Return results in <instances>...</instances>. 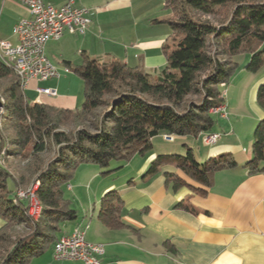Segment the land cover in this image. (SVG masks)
Listing matches in <instances>:
<instances>
[{
  "label": "trees",
  "instance_id": "1",
  "mask_svg": "<svg viewBox=\"0 0 264 264\" xmlns=\"http://www.w3.org/2000/svg\"><path fill=\"white\" fill-rule=\"evenodd\" d=\"M164 8L172 15L162 21L172 42L164 51L166 65L150 74L117 60L85 59L73 70L84 84L82 104L74 110L28 102L13 68L0 62V264H32L57 240L60 223L76 218L62 185L78 165L103 168L113 160L142 156L158 135L196 138L206 133L214 125L210 110L221 106V83L228 84L239 68L234 58L251 56L244 68L252 73L264 64V0H164ZM257 100L264 106V86ZM71 125L79 129L62 130ZM253 140L247 164L252 175L264 172V120ZM6 156L23 163L21 171L11 173ZM164 159L207 185L214 172L236 166L223 154L201 169L189 152L159 156L148 172ZM167 182L176 188L180 179L168 175ZM35 183L41 212L33 220L15 191ZM115 206L106 203L101 209L108 227L114 226ZM177 207L189 210L181 203Z\"/></svg>",
  "mask_w": 264,
  "mask_h": 264
},
{
  "label": "crops",
  "instance_id": "2",
  "mask_svg": "<svg viewBox=\"0 0 264 264\" xmlns=\"http://www.w3.org/2000/svg\"><path fill=\"white\" fill-rule=\"evenodd\" d=\"M68 1L46 0L55 7ZM73 1L91 10L87 31L84 35L64 33L45 46L46 57L50 60L49 54H53L56 62H50L57 70L62 72L66 67L70 73L59 79L31 81L23 92L28 102L57 109L79 108V93H66L64 89L75 80H58L70 75L85 59L117 60L150 74L166 65L164 51L171 46L170 30L162 21L172 15L166 14L164 0ZM28 16L20 2L0 0V41L16 45L13 28ZM246 65H239L225 87L223 103L228 119L217 118L222 122L215 125V130L206 132L219 134L218 141L210 146L203 144L209 159L228 154L235 167L214 172L211 185H207L191 180L170 159H164L148 172L156 159L151 155L130 179L118 185L107 183L97 190L98 195L90 187L98 178L94 172L86 188L77 183L67 186L71 192L83 189L85 204L78 210L72 205L75 197H69L76 218L60 223L57 239L70 235L76 228L83 230L86 242L103 246L101 264H264V172L252 175L247 167L252 160L254 130L264 120V106L257 100L258 91L264 86V64L255 73L246 70ZM36 88L53 89L57 95L42 96ZM203 135L195 139L202 141ZM158 138L159 135L152 141ZM184 149L187 154L190 152L187 145ZM168 175L180 179L176 188L167 182ZM102 203L116 205L111 215L115 219L113 227L102 220ZM179 203L189 210L177 207ZM3 225L0 217V228ZM52 246L50 260L37 264H78L54 261Z\"/></svg>",
  "mask_w": 264,
  "mask_h": 264
},
{
  "label": "built area",
  "instance_id": "3",
  "mask_svg": "<svg viewBox=\"0 0 264 264\" xmlns=\"http://www.w3.org/2000/svg\"><path fill=\"white\" fill-rule=\"evenodd\" d=\"M23 4L28 17L21 19L13 28L17 39L16 45L0 41V62L6 67L13 68L21 82L24 92L31 81H47L59 79L62 74H69L70 69L62 72L50 62L45 54V46L49 41L59 40L64 33L84 35L90 24L91 10L75 5L73 0L60 7H55L46 0H7ZM224 89V88H223ZM42 96L56 97L53 89L36 88ZM220 109L211 116L227 120L223 100L225 90L220 92ZM219 134L209 133L202 137L206 146L214 145ZM165 142H173V137L164 136ZM16 197L27 204L33 212L35 204L31 198V191L17 189ZM53 259L56 262H76L78 264H101L100 258L104 250L100 244H90L85 241L84 231L76 228L70 235L59 237L52 246Z\"/></svg>",
  "mask_w": 264,
  "mask_h": 264
},
{
  "label": "rangeland",
  "instance_id": "4",
  "mask_svg": "<svg viewBox=\"0 0 264 264\" xmlns=\"http://www.w3.org/2000/svg\"><path fill=\"white\" fill-rule=\"evenodd\" d=\"M167 12L168 13L166 14H168V16L171 15L169 11ZM170 45H172V42L170 43ZM52 55H53L52 53L49 54L50 60L52 62H56V59L54 60ZM249 59H251V56L249 55H240L234 58V62H236L240 66H243L250 62ZM69 77L73 78L75 82L65 85L64 89L66 93H72V92L77 93L78 92L80 96V101H81L80 103H82L83 97H84V84H83L82 79L76 73L72 71L70 75H65V77L63 76V78L58 80V82H62L64 78H69ZM221 84H224V87L220 86V91L225 90V87L227 84L225 83H221ZM30 93H31L30 91L27 92V95L29 96ZM225 96H226V91H225ZM215 106L216 105H214L213 107ZM3 115H4V111H1L0 112V122L3 121L2 119ZM212 118L214 121V125L210 128L209 131H212L213 128H214L213 130H215L216 129L215 125L218 124V122H222V121H218L217 117L212 116ZM76 129H79V127L74 126V125L62 128V130H65V131H73ZM203 134H209V133H203ZM163 140H164V135H159L158 139H154L152 141V148L149 151H147L142 156L134 155L128 161L113 160L109 163L108 166L103 167V168L96 164L78 165L73 170L71 180L67 184L64 183L62 185V191L65 193L64 198L70 202L71 200H69V197H75L74 204L72 205H74V207H77V209L79 210L81 205L83 207V205L85 204L84 190L81 188H76V189H73V191L71 192L70 190L69 191L67 190L68 185L73 186L75 183H77L80 186H84L86 188L90 184V182H88V178L91 177L94 172H97L98 178L92 181L90 187L92 188V190H96L95 195H98L97 190L102 188L103 185L107 183H111V182L118 185L119 183L126 181L127 179H130L131 175H133L139 169V165L141 164V162L144 161L145 159H148L151 155H154L155 158L159 156L165 157V158L169 156L185 157L187 155V152H185L186 150L184 149V145H187L190 148V153L192 154L194 161L199 165L201 169H203V167L206 165V163L209 160V157L207 154V147L203 145L200 138L195 139L193 137H178V138L176 137V138H173V142H165ZM4 161H5V166L8 168L9 171H11V173H16V172L21 171V166L23 165V163H18V160L16 158L6 156L4 158ZM150 168H152V165H150ZM148 170L149 168L147 169V171ZM9 188L13 190L11 183H9ZM27 188H21V189H27ZM75 191L78 192V195L72 196V194ZM102 199L104 198L102 197ZM102 199H100L98 203L101 204L100 201H102ZM98 211H99V204L95 206V213H94L95 219L97 217ZM88 219L89 217L87 218V221ZM66 224L68 223L66 222ZM17 231H21V228H18ZM50 250H51V247L50 249H48V251H46V254L43 257H40L39 259H34L32 261V264L43 263V262L49 261L50 260V257H49Z\"/></svg>",
  "mask_w": 264,
  "mask_h": 264
},
{
  "label": "bare ground",
  "instance_id": "5",
  "mask_svg": "<svg viewBox=\"0 0 264 264\" xmlns=\"http://www.w3.org/2000/svg\"><path fill=\"white\" fill-rule=\"evenodd\" d=\"M17 78H18V76H17ZM19 84H20V89H21V82H20V80H19ZM220 86L221 87H224V84H221ZM218 109H220V108L211 109L210 110V114H214L215 112H217ZM1 111H3V110L0 109V112ZM3 155H4V152L2 153V156ZM37 187H38V183H35V184H32L27 189H25V191H31V198L33 199L34 204H35V208L33 209V212L28 210V216L31 217L33 220L38 219V217L40 215V212H41V206H40V204H39V202H38V200H37V198L35 196V194H36L35 191H36ZM16 199L19 201V197H16Z\"/></svg>",
  "mask_w": 264,
  "mask_h": 264
},
{
  "label": "water",
  "instance_id": "6",
  "mask_svg": "<svg viewBox=\"0 0 264 264\" xmlns=\"http://www.w3.org/2000/svg\"><path fill=\"white\" fill-rule=\"evenodd\" d=\"M2 107H3V103H2V101L0 99V109H2Z\"/></svg>",
  "mask_w": 264,
  "mask_h": 264
}]
</instances>
